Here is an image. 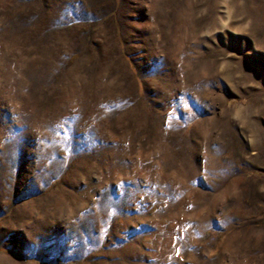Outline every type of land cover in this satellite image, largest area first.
<instances>
[{"label":"rangeland","instance_id":"374dc122","mask_svg":"<svg viewBox=\"0 0 264 264\" xmlns=\"http://www.w3.org/2000/svg\"><path fill=\"white\" fill-rule=\"evenodd\" d=\"M113 2L0 0V264H264V0Z\"/></svg>","mask_w":264,"mask_h":264},{"label":"crops","instance_id":"0c3cea01","mask_svg":"<svg viewBox=\"0 0 264 264\" xmlns=\"http://www.w3.org/2000/svg\"><path fill=\"white\" fill-rule=\"evenodd\" d=\"M14 0H9V2H13ZM17 5L23 7L24 13L27 15L25 17L27 19L33 20H78L82 18H86L92 21L103 22L106 19H114V9L112 7L114 0H68L65 2L68 5L63 7L58 11V13L53 17L47 8L46 4H51V0H15ZM54 3L57 0H53ZM59 2V0L57 1ZM56 2V3H57ZM60 2H63L60 0ZM109 5L108 14L106 15V5ZM20 10V9H19ZM18 10V12H19ZM86 12V16L82 15ZM96 23L95 26L98 25ZM91 26V24H88Z\"/></svg>","mask_w":264,"mask_h":264}]
</instances>
